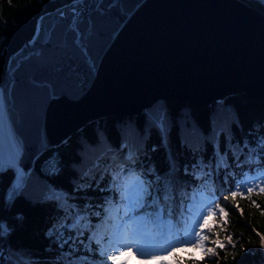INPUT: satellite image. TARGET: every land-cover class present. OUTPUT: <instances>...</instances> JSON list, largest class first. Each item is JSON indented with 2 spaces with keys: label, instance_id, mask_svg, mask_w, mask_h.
I'll return each mask as SVG.
<instances>
[{
  "label": "trees",
  "instance_id": "1",
  "mask_svg": "<svg viewBox=\"0 0 264 264\" xmlns=\"http://www.w3.org/2000/svg\"><path fill=\"white\" fill-rule=\"evenodd\" d=\"M70 1L0 0V46L4 49L0 81L9 56L33 37L39 16ZM244 1L264 12V0ZM157 117H166V130ZM97 165L94 176L88 175V169ZM261 169L264 101L245 92L205 105L160 98L139 114L90 120L35 156L20 194L7 211L4 197L13 170L0 168V225L5 226L0 244L5 241L8 248V257L0 264H103L105 253L113 254V246L121 242L114 233V213L124 211L122 186L129 176L133 181L159 177L157 204L179 228L201 193L215 200L211 208L217 219L209 221L215 227L204 234L210 240L218 234L226 248L216 249L217 258L184 245L181 252L187 264H264L260 239L264 193L255 189L250 199L246 193L234 201L228 192L237 175ZM218 190L217 199L213 194ZM51 191L60 196L50 197ZM217 204L228 212L227 224ZM141 211L146 219H153V208ZM7 216H16L17 224L9 223ZM53 227L56 232L50 233ZM228 235L234 247L227 244ZM69 238L74 243L65 244ZM205 246L215 247L210 242Z\"/></svg>",
  "mask_w": 264,
  "mask_h": 264
},
{
  "label": "water",
  "instance_id": "2",
  "mask_svg": "<svg viewBox=\"0 0 264 264\" xmlns=\"http://www.w3.org/2000/svg\"><path fill=\"white\" fill-rule=\"evenodd\" d=\"M0 90L7 192L38 153L90 120L139 114L160 98L264 101V12L244 0H71L39 16ZM7 257L3 241L0 262Z\"/></svg>",
  "mask_w": 264,
  "mask_h": 264
},
{
  "label": "snow or ice",
  "instance_id": "3",
  "mask_svg": "<svg viewBox=\"0 0 264 264\" xmlns=\"http://www.w3.org/2000/svg\"><path fill=\"white\" fill-rule=\"evenodd\" d=\"M70 7H77V4L73 3L70 5ZM3 51H4L3 47L0 46V52H3ZM2 96H3V90H0V97ZM157 120L160 121L161 125L165 127V130H166V124H165L166 117L164 118L157 117ZM4 148H5V145H4ZM8 149L9 151L12 150L11 142H9L8 144ZM24 182H25V176L21 172L20 174L17 175L11 188L6 192V195H5L6 204L13 201L20 194V191L24 186ZM235 183L239 185L236 188V190H232L231 187L228 188V192L230 193V196L234 201L238 197L244 196V192L242 191V189H243V184L247 183V181L246 180L244 182L237 181ZM254 190H255L254 187H251V186L247 187V190H246L247 198L249 199L251 198V195L254 192ZM127 192L130 194V199L135 200L137 207L141 209L151 207L154 210H156L155 206L161 200V188L159 186V177H157L156 181L136 179L133 183L130 184V186L127 189ZM259 193H264V187H259ZM164 194L167 195L166 188L164 190ZM219 194L220 193L218 190L217 193H214L213 195H215L216 198L218 199ZM48 195L52 198H55L57 193L55 191H51L49 192ZM224 199L227 200L228 197L225 196ZM251 202L255 207L259 208V205L254 200ZM212 203H215V200H211L204 205L205 208H208V212L206 215L201 210V215L203 216L202 222H200L199 218H197V223H199L200 230L197 231L195 226H193L191 232L189 233V236H194L195 239H189L188 237L180 236L178 242L182 244L190 245L191 248L193 249L199 248L206 255L211 254L218 258L219 253L216 251V249L218 248L220 250H224L226 248L225 242L219 239L218 234H217V238L214 240H210V236L204 234L206 231L211 233L212 229L215 227V224H212V225L209 224L210 220L217 219L216 213L212 210L210 206ZM235 206L239 209L238 203L235 204ZM216 208H218L220 218L223 219L224 224H227L228 212L225 210V207L221 206L220 204H217ZM242 212L243 210L241 209V214ZM4 228H5L4 225H0V232H3ZM55 232H56L55 227L50 229V233H55ZM133 235H135V233H133ZM177 235L179 236V234ZM225 239L227 241V244H231L233 245V247L235 246V242L233 241L231 235L226 236ZM260 239H261L262 246H264V235H262ZM205 242H210L214 244L215 247H206ZM64 243L70 244V243H74V241H72L71 238H69L68 240H65ZM121 247L123 248V250H120V248H117V247H113L112 249L113 254L111 255H108L107 253H105L106 259L103 261V264H108L109 261L111 262V264H128L127 260L122 259L123 257H132L135 259V258H139L144 255L142 253H139L138 251L134 252L133 247L130 245H122ZM165 251L167 252V249H165ZM176 253H177V248L173 245L171 247V251L167 252V255L175 256ZM147 258L152 259V260L164 259L163 257L157 256V255H149L147 256ZM77 264H88V262L78 261Z\"/></svg>",
  "mask_w": 264,
  "mask_h": 264
},
{
  "label": "rangeland",
  "instance_id": "4",
  "mask_svg": "<svg viewBox=\"0 0 264 264\" xmlns=\"http://www.w3.org/2000/svg\"><path fill=\"white\" fill-rule=\"evenodd\" d=\"M98 162L100 163V160ZM96 168H98V165L97 166H91L88 169V175L92 174V176H94V173L97 170ZM245 180L247 181V183L243 184V189H242V191L244 193L247 192L246 191L247 187H250V186L254 187V189H258L259 190V187H264V170H260V171L254 173V174H251V173L245 174L243 176V178L240 180V182H244ZM131 183H133V182H131ZM131 183H129V184L126 183L125 186H123V191H124V194H125V206H126V210L128 212L134 211L133 205H134V202H135V200L130 199V194L127 192V189H128V187L130 186ZM238 186L239 185H237L236 188ZM236 188H235V190H236ZM211 199L212 198L210 196H207V195H201L199 197L198 202H196L195 206L193 207L195 209V212H193L194 218L191 219V222L189 224H187V226H186L185 233H184L185 237H188L189 239H192L194 237V236H189V233L191 232V230L188 231V229L189 228L192 229V227L194 225H198L199 224V223H197V218H199V220H201V218H202L201 210L203 211V213L205 211H207L208 208H205L204 205L206 203H208L209 201H211ZM139 218H141V213H137L135 215V217L132 218L128 224L134 225V226L139 225V222L141 221V220H139ZM191 224H192V226H190ZM137 231H138V228H135V229H133L131 234L132 235H133V233L136 234ZM149 233H150L149 232V227H147V234H149ZM117 236L119 238H124V234H122V235H118L117 234ZM177 240L178 239H175V241H177ZM173 242H174V240H173V237H172V239L170 241V245L171 246H172ZM158 243H159L158 240H155V238H151L150 242L148 244H146L145 238L143 237L142 239L137 240V241L134 242L133 249H134V252L138 251L139 253H142L144 255L139 257V258H135V259L132 258L133 260H131L130 257H123L122 259H124V260L130 259L132 264H147L148 260H143V258H146L147 256H149L150 252H151V247L153 246V244H158ZM117 247L119 248V246H117ZM156 255L159 256L158 253ZM165 255L163 256L164 259L155 260L156 261L155 264H182L181 260L180 261L177 260V261L171 262V263L169 261H166L165 260ZM142 260H143V262H142ZM110 264H111V262H110Z\"/></svg>",
  "mask_w": 264,
  "mask_h": 264
}]
</instances>
